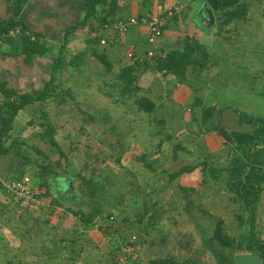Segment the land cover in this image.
<instances>
[{
	"label": "crops",
	"instance_id": "crops-1",
	"mask_svg": "<svg viewBox=\"0 0 264 264\" xmlns=\"http://www.w3.org/2000/svg\"><path fill=\"white\" fill-rule=\"evenodd\" d=\"M87 1L0 0V23L11 19L20 20L33 34L40 35V42L45 46L44 54L35 55L32 62L27 64L20 42L8 39L0 44V82H5L18 92L36 94L42 89L44 83L52 76L53 62L60 55L61 47L64 45L63 37L66 29L84 20ZM244 1L250 3L247 17L251 16V12L253 13V7L259 1L261 2V0H152L150 6H145L143 0H117L113 15L106 17L108 24L131 17L141 18L153 14L167 18L164 33L156 46L148 39V27L141 23L132 25L124 34L109 29L101 35V37H109L107 44L100 42L97 46H91L88 39L93 36L95 31L98 32L103 27L96 17H91L86 24L70 35L69 41L65 44L63 55H66L67 59H71L72 56L85 51L87 62L90 61V64H94V68L90 71L91 80H87L84 74L78 73L71 67H66L56 73L54 86L51 90V105L46 106L45 110L56 128L55 138L60 146L62 147L63 144L58 134L76 128V130H88L94 134L108 133L104 145L107 148L111 144L108 139L110 130L114 126L115 108H112L114 107L112 103H107L108 98L94 85V82L99 81L97 72H105L104 64L92 54L97 48L99 52H106L116 71L136 60L147 59L150 62L145 70L137 68L136 72L139 75V85L146 89L145 94L157 103L155 113L159 114L162 112L161 109L164 110L165 116L158 118L165 121L162 125L164 135L168 132L171 138L162 141L160 150L164 152L167 148L166 145L171 143V152L168 153L165 150L164 154H171L172 158L162 157L167 159V166L152 167V171L145 181L142 183L138 180V185H134L135 189L131 188V185L127 186L128 195L130 196L131 193L133 196L131 206L128 204L129 198H126L125 203L115 200L119 194L105 188L106 185L103 182L105 180L110 182L109 177H111V174L104 171L109 164H106V167L100 166L98 171L95 170L96 174L91 176L99 180L103 186L97 197L102 203V213L91 227L86 226L77 215L67 209L69 206L73 210L90 211L94 207V202L91 199L82 196L84 193L79 187L80 183H77L79 182L77 174L81 169L77 170L74 165L64 163V169L61 171L58 166L53 165V168L59 171L60 176L50 179L52 192L60 201L62 198L66 203L62 202L61 206L50 207L51 197L43 196L45 206L41 211L21 210L19 212L18 209L16 213L13 212L9 201V204H6L7 198H5L2 186V181L6 179V172L1 169L0 208L3 207L1 213L4 211L1 218L4 217L5 212L11 210L14 214H11L12 221L11 217L8 220L0 219V227L2 226L8 231L13 230L10 237L7 234L5 236L0 234V264H105L103 260L108 259V256H104V247L114 244L107 234L115 222L122 221V226L127 222L131 226L138 224V228L144 226L146 230L150 227L160 228L163 223L170 228L178 223L179 215L176 216V211L179 214H184L185 211L186 202L181 187L195 188L198 191L204 183V178L208 180L213 177L218 183L225 180L224 184L228 191L233 195H240L245 202L250 201L247 196L255 187V180L264 169V132L259 141L254 138L255 128L264 126V115L257 116L251 112L250 108H235L230 99L222 102L219 91H225L224 89L228 88L235 89V84L229 83L231 82L229 77L232 72L234 73V69L230 74H227L225 66L221 61H218L214 65L199 67L196 70L190 67L186 78L180 79L171 73L157 70L153 65L156 54H166L174 49L183 50L184 45L181 40L186 35L194 36L200 42L204 41L203 36L206 32L212 33L214 26H218V18H221L222 13L233 9ZM110 3L111 0H108L106 5L98 6L99 17L105 16ZM247 22L249 21H246L245 18L232 23L240 26L243 32V28L248 26ZM259 34L262 35L261 32ZM153 48L155 55L149 58L147 52ZM247 51H249L248 48ZM129 52L136 55L135 60L128 56ZM246 56L248 57L249 53ZM255 59L256 57L252 60L250 55L247 63L250 67H255V76L253 77L257 79L260 62ZM248 65L247 67H249ZM251 74L253 73L251 72ZM219 76H221L220 79H218ZM221 84V89L218 90L217 86ZM58 94L65 95L62 97L63 101L65 97L74 99L75 107L73 109L64 108L59 112L52 111L54 107L52 102L56 101ZM84 99L92 104L79 106ZM62 104L59 105L62 106ZM24 109L20 110L16 117V125L13 130L16 136L21 135L19 129L22 125H17V122ZM141 112L144 111H138V114L141 115ZM99 114H103L104 117L101 119ZM151 123L157 125L156 122L151 121ZM37 126L41 128H38L37 132L44 130V126L40 123ZM37 132H32L31 135L37 136ZM129 134H132V131ZM157 135L160 134L155 133L153 138ZM130 139L132 137H129ZM120 142L122 146L124 140L121 139ZM128 145L132 146L134 142ZM178 145L179 148L176 149L175 146ZM126 152L122 160L127 158ZM128 152L130 151L128 150ZM229 153H231L230 158L228 157ZM161 154L159 153L158 156ZM185 154H191L192 161L187 162L188 164L184 162V165H180L177 169L170 167L172 165L169 164L170 159L174 161L173 165H175L185 158ZM14 157L12 156L11 159L13 160ZM204 161L208 163L205 169L203 165H200ZM189 165H197V167L193 171L184 172L170 179L173 172ZM31 167L35 171V167ZM106 169H110V167ZM59 178L65 181L62 182ZM33 181L36 185L40 182L39 178ZM134 181L132 180L133 184H135ZM69 186L72 190L69 189ZM37 189L44 192V189L40 190L38 187ZM171 193L176 195L172 198L173 203L162 202L166 197L164 195L169 196ZM161 195L164 197L163 200H161ZM88 202L91 208L87 210L84 207L88 205ZM245 205L249 207V204ZM132 210H137L134 212L137 213L135 217L137 220L131 216ZM170 216H173V220ZM127 219L129 220L127 221ZM191 225L188 222L182 228L186 229ZM178 231V233H183V231ZM188 231L191 233L192 230L188 229ZM147 232L149 233L148 230ZM113 238L116 239V237ZM128 239L124 240L122 237L117 243L128 242ZM141 242H143L141 247L144 250L150 245L148 239H143ZM131 245H124L121 252L125 251L131 256V251L132 253L135 251ZM113 251L114 248L108 253L112 262ZM122 256L123 254L120 255V259Z\"/></svg>",
	"mask_w": 264,
	"mask_h": 264
},
{
	"label": "rangeland",
	"instance_id": "rangeland-1",
	"mask_svg": "<svg viewBox=\"0 0 264 264\" xmlns=\"http://www.w3.org/2000/svg\"><path fill=\"white\" fill-rule=\"evenodd\" d=\"M252 11L254 14L251 12V16L246 17V21L250 22L251 20V22H247L248 26H245V28H243V32L241 30V27L236 26V24L234 25V23L230 24V26H225L224 28H220V25L218 24V26H214V30L212 31V33L206 32V34L203 36L204 41L202 42L206 43L205 45L209 48L212 59L215 60V64L218 61H221L225 66L227 74H230L234 69V73L232 72L229 77V80L231 81L229 83H234L235 89L228 88L224 89L225 91H219V96L222 102H226L228 101V99H230L232 100V105L235 108H250L252 113L257 116H262L264 115V31H262L264 29V0H261V2L259 1L258 4L253 7ZM259 32H261L262 35H260ZM247 48L249 49V51H247ZM248 53L249 56L247 57L246 55ZM250 55L252 57V60H254V58L256 57L255 60L260 62V69L257 79L253 77L255 76V67L252 68L248 65L249 63H247L250 59ZM131 59L135 60V57H131ZM247 65L249 67H247ZM92 68H94V64L92 65L90 64V61H88L87 65H84L81 68V71L84 75L86 74L85 72H89V75H91L90 71L93 70ZM251 72L253 74H251ZM93 76L95 77V75ZM220 77L221 76H219L218 79H220ZM99 83V81L94 82L96 89H98ZM221 86L222 84L217 86V89H221ZM102 94L106 98H108L107 103H112L114 106L112 108H115V113L113 115L114 126L110 130V138L108 139L110 140L111 144L107 148L104 144L106 141L105 137L108 136V133L100 132L99 134H94L93 132L88 130H76L77 128L72 131H62L58 134L59 139L63 144V150L66 154V158H62L48 141H44L40 137L31 135L32 132L38 131V128L40 127L37 126V124L41 121V119L38 117V104H32L21 112L18 120L19 123L17 122V125H22L21 129H19L21 133V135L19 136L25 141V143L22 147L20 146V148L15 147L14 149H12L10 155L0 158V170L2 169L6 172L5 178H11L13 177V175L17 174H27L33 178L35 171L31 166L34 165V162L32 160H30V162L27 159L28 154L30 155V157H33L36 160L38 159V161L41 163L51 162L52 165L55 164L54 166H58L59 170L61 171L64 169V163H66L67 165L72 164L76 167L77 170L81 169L83 174L88 177L96 174L95 170L98 171L97 169L100 166L109 164L108 167H110V169H106L108 168L106 166V168L104 169V171L111 174V177H109L110 182L106 180L103 182L104 185H106L105 188L107 190L109 189L111 192H117L119 194L117 195V197H115V200H119L120 202L125 203L126 198H129L128 204L131 206L133 202V196L131 193L130 196L128 195L127 186L131 185V188L135 189L134 185H138V180L140 182L145 181L147 176L151 173L152 167L162 168V166H167V159L162 157L172 158L171 154H164L165 150L168 153L171 152L172 145L171 143H168V145H166L167 148H165L164 152L160 150L162 146L158 144L161 140V136L164 135L160 134L157 135V137L153 138V136H155V133L157 132V125L151 123L150 115L144 112H141V115H139L137 110L135 111L127 108L126 106H129L130 100H127L128 103L124 105L119 101L115 102L104 93ZM63 96L65 95L58 94V98H56V101L52 102V105H54L52 111L59 112L64 108L73 109L75 107L76 103L74 99H68L67 97H65L63 101ZM59 104H62V106H60ZM82 104H84V106H90L92 102H86L84 99L83 103H81L79 106H82ZM161 110V113L151 114V116L153 117L154 115H156L158 117H164V110ZM35 111H38V113H36L37 118H35ZM126 111L127 113L124 114ZM99 116L101 117V119L104 117L103 114H99ZM31 118H34L35 125H32V123H30ZM168 128H170L169 125ZM128 130L129 132L132 131V134H129ZM13 134L15 133L13 132ZM97 135H99L98 138ZM129 137H132V139L129 140ZM121 139L122 141L124 140V144L122 146L120 142ZM133 142L134 145H128L129 143ZM32 145H36L40 151L34 149ZM122 148L126 149L121 150ZM128 150L130 152H128ZM125 151H127V158L125 160H122ZM18 153H20V155H18ZM159 153H162L161 156H158ZM230 155L231 153L228 154L229 158ZM12 156H15L13 160L11 159ZM118 158H120L121 160L118 161ZM194 158L196 160V157ZM192 159L193 158L191 154H185V158L181 159L175 165H173L174 161H172L171 159V163L169 161V164H172L170 167H174L175 169H177L180 167V165H184V162L188 164L187 162L192 161ZM27 160L29 161V163H27ZM145 161H147V163ZM213 175L214 174L212 173V176ZM34 179L38 180V177H34L33 180ZM59 180L62 182L65 181L64 179L60 178ZM132 180H135V184H133ZM77 183L81 182L79 181ZM217 183L218 182L214 180L213 177L208 178V180L205 179V182L201 185V187H199L198 191L189 192V200L186 201V199L184 198L185 202H193L192 206H190V209L192 214L195 215V219L190 218L186 208H184V214H179L176 211V216L179 215L177 220L178 223H176V225H173L169 228L168 226H166V224L163 223L162 227L160 228H147L149 233L147 232L146 228H144V226L138 228V224L131 226L130 223L127 222L126 224H124V226H122V221L115 222L114 226L111 227V231H109L107 234L110 237V241H114V243H117L120 238L122 239V237H124V240L129 238L128 242H130V240L134 242L131 247L135 250H133V253L131 251V256H129L128 253H125V251H119L118 254H123V256L121 257V259L119 257L120 260L118 264H149L150 260L154 258H164L169 256H174L181 261L194 260L198 264H218L212 253L202 247L201 236V228H204L209 234H211L216 225V220L215 218H212L207 214L201 212L200 208L207 209L214 216L223 218L228 232L232 236L243 241L246 239L250 232L252 212L250 201L245 202L240 195H233L230 191H228L224 184L225 180H221L218 184ZM82 196L86 197L85 194H82ZM164 196L166 197L162 202L170 201L171 204L173 203L172 198L176 197L174 193H171L169 196ZM177 196H179L178 193ZM160 197L161 200L164 199L163 195H161ZM5 198H7L6 204H9V201V205L12 207L13 212L16 213V211L19 209L17 208V204H14L6 195ZM50 200V207H53V205H57L54 201H52L51 198ZM61 201L66 203L62 198ZM149 202H151L150 199ZM245 204H249V207ZM84 208L87 210L91 208L89 202L88 205ZM2 209L3 207L0 208V219L8 220L11 217L12 221L13 217L11 216V214H14L12 210L10 212H5L4 217L1 218L4 213V211L1 213ZM105 211L107 212V210ZM135 211L137 210H132L131 216L135 220H137L135 218L137 216V213H134ZM19 212H21V209H19ZM239 213L244 214L245 218V223L242 227L239 226L237 220V214ZM106 218L109 219V217ZM170 218L171 220H173V216H170ZM128 220L129 219H127V221ZM188 222L193 226L191 225L186 229L182 228ZM125 225L127 228L125 227ZM198 225H200L201 227H199ZM188 229L192 230L191 233H189ZM178 230H180V232L183 231V233H178ZM256 231L264 239V190L261 194L260 203L257 207ZM0 234L3 236L7 234L10 237L13 234V230L8 231V229L5 230V228L1 226ZM134 236L136 237V239H134ZM113 237H116V239H114ZM143 239H148V242L150 243L146 250L141 247L143 243L141 242V240ZM113 245L110 247H104V256H108V259L103 260V262L105 261V264H110L112 262V259L110 260V256L108 255V253H110V250L114 248ZM135 247L137 248L135 249ZM135 255L136 257H134Z\"/></svg>",
	"mask_w": 264,
	"mask_h": 264
},
{
	"label": "trees",
	"instance_id": "trees-1",
	"mask_svg": "<svg viewBox=\"0 0 264 264\" xmlns=\"http://www.w3.org/2000/svg\"><path fill=\"white\" fill-rule=\"evenodd\" d=\"M108 0H88L86 3V15L82 22H77L74 25L69 26L64 34L63 42L64 45L61 47L60 55L53 62V71L51 78L46 81L43 88L40 89L36 94L31 92H18L17 90L10 88L5 82H0V90L4 93L5 99L3 103L0 104V158L6 156L10 151L20 146L22 147L25 141L20 138V136H14L13 130L16 125V117L20 110L24 109L30 104H38L37 110L39 111L38 117L41 119L40 124L44 126V130L36 133L37 136L43 140H47L55 148L58 154L62 158H66V154L57 139L55 138L56 128L53 122L49 118L48 112L45 110L46 106L51 105V90L54 86L56 73L63 70L66 67H71V69L76 70L78 73L83 74L81 71L82 66L87 63L85 51L74 55L71 59H67L66 55H63L65 50V44L69 41L70 35L82 27L88 22L91 17L98 18L100 24L106 23V17L108 15H113L114 8L116 7L117 0H111L107 13L105 16L99 17L98 6H104L107 4ZM145 6H150L152 0H143ZM250 3L247 1L239 3L236 7L231 10L222 13L221 18H218L220 28L228 26L234 21L243 20L247 17L249 12ZM104 11V10H103ZM174 19V18H173ZM22 26L23 29H28V27L20 20H7L0 23V29L7 30L15 26ZM36 38L33 40L28 35H21L17 38H11L13 41H18L23 46V53L26 58L27 64H30L35 55H42L45 52V46L40 42V35L35 33ZM183 43V50L174 49L166 54H156L153 60L154 67L159 71H164L177 76L180 79H185L189 68L194 70L199 67L211 66L215 64V60L212 59L211 52L209 48L200 42L197 38L191 35H186L184 39L181 40ZM88 43L91 46H97L100 43L99 36H91L88 39ZM92 52L100 62L105 66V72L98 71L97 76H99L98 89L100 92L104 93L106 96L113 99L115 102L119 101L122 104H127V100H130L129 106H126L130 110L144 111L146 114L150 115V120L156 122L157 132L164 135L162 125L165 123L163 119L158 118L155 114L157 110V103L145 94L146 89L139 85V75L136 72L137 68L145 70L150 62L147 59L136 60L134 63L120 68L118 71L115 70L113 62L109 59L106 52H99L95 48ZM84 77L87 80H91L92 76L89 72H85ZM111 77V78H110ZM118 94H117V92ZM126 108V109H127ZM35 111V118H37ZM127 112V111H126ZM32 125L34 124V118H31ZM264 132L263 127H256L254 130V138L258 140L261 138V134ZM171 136L167 132L161 138L162 144L164 139H170ZM34 149L40 151L36 145H32ZM176 149L179 148L175 146ZM175 149V150H176ZM20 155V153H18ZM27 159L34 162V167L36 168L34 176L39 178V184L37 185L40 190L44 189L41 193L43 196L51 197L58 206L63 205L62 201L53 194L51 186V178L60 176V173L56 168H53L51 162H39L38 159H34L27 155ZM27 160V163L29 161ZM121 160L120 158L117 159ZM31 162V161H30ZM147 163V161H145ZM205 167L208 165L207 162L202 164ZM197 165H189L180 168L178 171L173 172L170 175V179L175 178L187 171H193ZM24 175H13L11 178H20ZM77 177L80 184L81 191L94 203V207L90 211H83L82 209L73 210L71 207L67 209L77 215L81 221L88 227L94 225V221L102 213V203L97 199L100 190L102 189V184L99 180L94 179L92 176H86L83 172H79ZM205 182V178L203 179ZM255 187L249 192L247 198L251 201V212H252V222L250 224V232L246 239L239 240L232 236L226 227L225 221L221 217L214 216L207 209L200 208L201 212L207 214L208 216L215 218L216 225L209 234L204 228H201L202 236V247L212 253L218 264H233L236 256L241 252H252L257 255L260 259L264 261V239L256 231V214L257 207L261 199V194L264 189V169L262 170L259 177L255 180ZM71 189V186H69ZM183 191L184 198L189 200V192H196L195 188L181 187ZM193 202H186V210L190 218L195 219V215L192 214L190 206ZM20 214V213H19ZM238 224L240 227L244 226L245 218L244 214H237ZM195 221V220H194ZM201 227L200 225H198ZM136 239V237L134 238ZM127 244H134L132 240L130 242H121V244L114 243L113 251V262L112 264H118L122 247ZM149 264H198L194 260L181 261L174 256L164 257V258H154L150 260Z\"/></svg>",
	"mask_w": 264,
	"mask_h": 264
},
{
	"label": "built area",
	"instance_id": "built-area-1",
	"mask_svg": "<svg viewBox=\"0 0 264 264\" xmlns=\"http://www.w3.org/2000/svg\"><path fill=\"white\" fill-rule=\"evenodd\" d=\"M166 21L167 18L165 16L158 14L141 18L131 17L127 20H120L112 24L103 23V27L100 28L98 32L95 31L93 36L101 37V35L109 29L124 34V32L128 31L132 25L141 23L148 27V39L150 43L156 46L164 33ZM24 34L30 36L33 40L36 38L35 34H33L29 29H23L20 25L7 30L0 29V44L8 39L17 38ZM108 38V36L107 38L101 37L100 42L102 44H107ZM154 55V48L148 50V57H153ZM128 56L136 58V55H134L133 52H129ZM5 98L4 93L0 90V104L3 103ZM2 186L5 195L8 196L14 204H17V207L21 210L36 212L41 211L43 206H45L44 199L41 195L42 192L37 189L38 186L34 183L33 178L30 175L26 174L20 178H7L2 181Z\"/></svg>",
	"mask_w": 264,
	"mask_h": 264
},
{
	"label": "water",
	"instance_id": "water-1",
	"mask_svg": "<svg viewBox=\"0 0 264 264\" xmlns=\"http://www.w3.org/2000/svg\"><path fill=\"white\" fill-rule=\"evenodd\" d=\"M233 264H264V261L252 252H244L236 256Z\"/></svg>",
	"mask_w": 264,
	"mask_h": 264
}]
</instances>
